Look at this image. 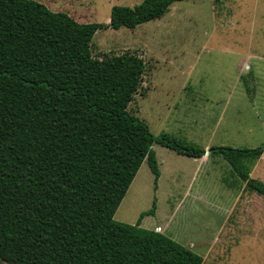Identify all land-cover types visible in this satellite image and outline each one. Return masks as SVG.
Listing matches in <instances>:
<instances>
[{
	"label": "trees",
	"instance_id": "obj_1",
	"mask_svg": "<svg viewBox=\"0 0 264 264\" xmlns=\"http://www.w3.org/2000/svg\"><path fill=\"white\" fill-rule=\"evenodd\" d=\"M181 0L112 6L110 21L80 22L36 0H0V259L9 264H203L171 236L115 213L155 143L199 158L205 148L154 134L130 103L147 72L126 50L95 57L101 28H134ZM221 0H215L219 3ZM247 188L256 148L214 147Z\"/></svg>",
	"mask_w": 264,
	"mask_h": 264
},
{
	"label": "rangeland",
	"instance_id": "obj_2",
	"mask_svg": "<svg viewBox=\"0 0 264 264\" xmlns=\"http://www.w3.org/2000/svg\"><path fill=\"white\" fill-rule=\"evenodd\" d=\"M36 1L80 22L108 23L113 5L143 0ZM91 45L95 57L126 50L141 56L148 68L129 109L154 134L206 150L200 161L155 143L161 179L156 183L144 161L115 219L155 203L150 219L203 264H264V196L214 149L264 144V0L176 1L134 28L99 29ZM246 164L250 178L264 183V152Z\"/></svg>",
	"mask_w": 264,
	"mask_h": 264
},
{
	"label": "crops",
	"instance_id": "obj_3",
	"mask_svg": "<svg viewBox=\"0 0 264 264\" xmlns=\"http://www.w3.org/2000/svg\"><path fill=\"white\" fill-rule=\"evenodd\" d=\"M203 158H204V156H202L201 158H195V159L202 161ZM159 179H161V173H160ZM157 189H158V186H157ZM124 199H125V197H124ZM124 199L122 200L121 204L123 203ZM121 204H120V206H121ZM120 206L118 207L117 210L120 209ZM178 206H179V204H177V206L170 213L169 218L167 220V223L171 218H173L176 215ZM116 212H118V211H116ZM141 213H142V211L141 212H135V213L128 212V213L124 214V216H123L124 218H120L118 220L122 221V222L135 224L138 221ZM147 216L148 217H146V218L143 217V219L141 220V226L148 228V229H156L157 226H160L162 228L161 231L163 232V230H164L163 224L159 221H155V219H152V220L150 219V218H155L154 217L155 215H147ZM149 216H151V217H149Z\"/></svg>",
	"mask_w": 264,
	"mask_h": 264
}]
</instances>
